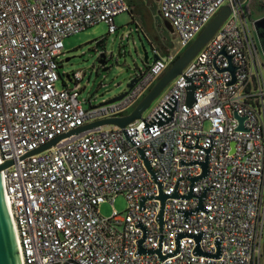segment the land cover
Wrapping results in <instances>:
<instances>
[{"label": "built area", "instance_id": "built-area-1", "mask_svg": "<svg viewBox=\"0 0 264 264\" xmlns=\"http://www.w3.org/2000/svg\"><path fill=\"white\" fill-rule=\"evenodd\" d=\"M158 4L183 49L222 7L231 15L147 116L67 136L129 114L178 55L137 69L122 100H89L86 110L85 74L59 72L64 41L99 24L115 34L128 1L0 0V164L12 162L2 178L22 264H262L264 53L255 24L235 0ZM121 194L125 214L102 217L99 207Z\"/></svg>", "mask_w": 264, "mask_h": 264}, {"label": "rangeland", "instance_id": "rangeland-1", "mask_svg": "<svg viewBox=\"0 0 264 264\" xmlns=\"http://www.w3.org/2000/svg\"><path fill=\"white\" fill-rule=\"evenodd\" d=\"M127 1L131 3L133 17L129 13L118 16L115 19V25L118 27L115 34H108V26L99 24L64 41L65 52L59 60L61 62L59 72L65 75L82 71L85 74L79 83L82 88L79 101L83 103L86 110L90 108L89 100L93 106H99L126 93L127 85L135 78L137 69L146 68V55L149 63L152 64L156 56L155 50L161 57L166 56L168 52L180 55L185 51L175 34L165 27V21L160 15L156 0ZM243 7L251 13L254 23L264 16V0L250 2L247 0L243 3ZM253 33L256 44L262 51L264 25L260 23L258 27H253ZM101 40H106L105 54L108 60L106 68H109L107 71H103V67L98 63L100 53L96 51V44ZM67 59L70 60L67 62ZM172 85L173 83L155 99L144 116H147L159 104ZM71 86L74 87V84L71 83ZM57 87L62 89V82L58 83ZM113 208L118 213L125 214L127 208L125 195L117 196L113 205L110 202L102 204L99 207V213L102 217L109 218Z\"/></svg>", "mask_w": 264, "mask_h": 264}, {"label": "water", "instance_id": "water-1", "mask_svg": "<svg viewBox=\"0 0 264 264\" xmlns=\"http://www.w3.org/2000/svg\"><path fill=\"white\" fill-rule=\"evenodd\" d=\"M159 2V0H156ZM239 4L245 3L247 0H235ZM231 15V8L229 5H226L222 7L219 11V13L213 18V20L207 25V27L199 34V36L191 43L189 47L185 49L183 53H181L173 63H171L168 70L160 77L157 82L154 84V86L151 88L149 93L145 95V97L142 99L140 103L136 105V107L131 111L129 114L121 116V117H115V118H109L104 119L100 121H96L92 124H88L82 128H79L77 130L72 131L69 135H79L83 132L93 130L98 127H117L120 129H125L130 124H133L134 122L141 120L143 114L150 108L152 103L155 101V99L160 96L165 89L178 77L182 74L183 70L187 67V65L195 58V56L206 46L210 40L216 35V33L220 30V28L223 26V24L228 20V18ZM165 21V20H164ZM264 25V18L257 20L255 22V28L258 27L259 24ZM165 27L168 31H170L172 34H174V29L172 28L171 24L168 21H165ZM176 37V36H175ZM106 42V40H105ZM263 46H264V40H263ZM262 46V47H263ZM105 48H99L97 46L98 51H102ZM264 53V49H262ZM160 57L156 55L154 57V61L159 60ZM70 59H67L68 62ZM231 60V58H229ZM98 63L101 67H103V71H107L109 68H106L108 64L107 56L105 53H100ZM145 63H149V58L146 55L145 57ZM232 74L235 73V69L233 67H230L229 69ZM137 79H134L129 82L127 85V89L133 88V85L137 82ZM194 91L195 89L193 87L188 88V98L187 103L188 105H192L194 102ZM127 93H124L122 96L117 97L107 103H104L103 105L112 104L115 102H118L124 98V96ZM236 118L239 120L240 126L238 128L239 131H243V123L245 121V118H242L238 115H236ZM58 140L48 144L45 147H42L41 149L31 153V154H38L40 152H43L45 150H48L51 148ZM12 165V162H6L3 165L0 164V264H22L21 260V254L19 250L17 235L15 232L14 224L9 212V208L7 205L6 197H5V189L3 184V178H2V171L9 166ZM148 165V164H147ZM149 166V165H148ZM204 167V173L201 178L206 177L207 174V163L203 164ZM192 195H190L188 198H191ZM163 204L165 203L166 197L163 195L160 197ZM205 198V195H203L200 198V206L199 210L203 208V200ZM160 223L162 224V213L160 215ZM140 252H143L142 249H140Z\"/></svg>", "mask_w": 264, "mask_h": 264}, {"label": "flooded vegetation", "instance_id": "flooded-vegetation-1", "mask_svg": "<svg viewBox=\"0 0 264 264\" xmlns=\"http://www.w3.org/2000/svg\"><path fill=\"white\" fill-rule=\"evenodd\" d=\"M262 18H264V16H262ZM105 45H106L105 40L98 41L97 44H96V51L99 52V53H105V49L102 50V51H98V50H97V46H98L99 48H105ZM159 57H160V56H159ZM149 64H150V63H148L146 67H148Z\"/></svg>", "mask_w": 264, "mask_h": 264}, {"label": "crops", "instance_id": "crops-1", "mask_svg": "<svg viewBox=\"0 0 264 264\" xmlns=\"http://www.w3.org/2000/svg\"><path fill=\"white\" fill-rule=\"evenodd\" d=\"M251 14V13H250ZM252 19V18H251ZM262 19V18H260ZM262 264H264V236H263V240H262Z\"/></svg>", "mask_w": 264, "mask_h": 264}, {"label": "trees", "instance_id": "trees-1", "mask_svg": "<svg viewBox=\"0 0 264 264\" xmlns=\"http://www.w3.org/2000/svg\"><path fill=\"white\" fill-rule=\"evenodd\" d=\"M129 3V5H130V7H131V3L130 2H128ZM131 9H132V7H131ZM132 17H133V12H131V13H129ZM179 56V55H178ZM177 56V57H178Z\"/></svg>", "mask_w": 264, "mask_h": 264}]
</instances>
